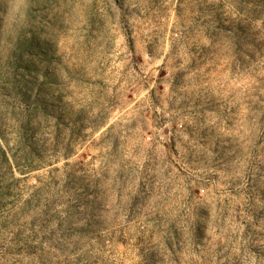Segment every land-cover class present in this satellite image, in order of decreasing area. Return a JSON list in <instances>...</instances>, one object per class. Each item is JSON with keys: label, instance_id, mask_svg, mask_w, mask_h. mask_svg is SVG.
<instances>
[{"label": "rangeland", "instance_id": "obj_1", "mask_svg": "<svg viewBox=\"0 0 264 264\" xmlns=\"http://www.w3.org/2000/svg\"><path fill=\"white\" fill-rule=\"evenodd\" d=\"M0 264H264V0H0Z\"/></svg>", "mask_w": 264, "mask_h": 264}]
</instances>
